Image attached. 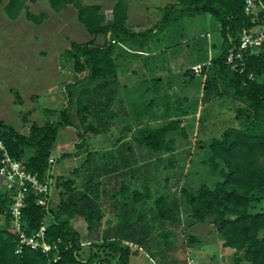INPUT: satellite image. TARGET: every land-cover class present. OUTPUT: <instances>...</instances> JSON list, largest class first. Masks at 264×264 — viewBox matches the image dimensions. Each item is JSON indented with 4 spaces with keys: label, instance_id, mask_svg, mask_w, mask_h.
<instances>
[{
    "label": "trees",
    "instance_id": "trees-1",
    "mask_svg": "<svg viewBox=\"0 0 264 264\" xmlns=\"http://www.w3.org/2000/svg\"><path fill=\"white\" fill-rule=\"evenodd\" d=\"M26 1L6 0L4 11L7 16L15 18ZM260 1L262 9L257 13L258 19L253 20L252 15L245 11V0H175L158 7L161 17L154 25L133 30L126 24L127 0L114 2L110 21H105L99 3L48 0L54 10H60L67 3L74 4L79 21L93 37L70 40L61 54L62 64L69 63L72 70V79L63 83L66 106L62 109L44 107L45 113L55 117L42 123L32 121L27 132H21L0 119V138L10 155L24 159L27 170L42 181L50 178L51 190L46 203H38V193L33 190L27 194L25 205L21 208V223L27 233L34 232L45 223V238L57 244L60 258L52 261L55 249L46 253L24 246L21 253L15 252L17 235L9 229L12 198L10 190L0 186V264H130L131 255L142 250L148 238L143 228L139 227L138 217L143 210L140 204L145 198H152L153 215L159 228L156 234L164 244L172 242L170 236L173 232L164 223L178 222L179 212L166 192L152 195L148 178L142 179V187H133L130 181L121 179V185L111 189L112 205L118 207L113 214L118 219L117 231L121 236L100 237L99 225L94 223L104 215L101 200L106 192V188L101 187L104 181L97 176H88L83 180L84 185L78 188L74 177L53 173L57 157L52 161L49 158L59 128L71 127L78 137L73 143L74 151H62L58 156L85 152L83 164L91 162L99 149L87 146L86 134L101 133L108 127L102 118L96 120L92 110L98 103L94 89L100 92L108 88L118 75L117 68L121 57L126 58V50L141 54L147 51L144 48L149 45L153 29L173 23L185 14L192 16L200 13H208L215 18L222 37L220 51L201 67L203 87L211 89L212 82H218L243 104L235 107L237 125L230 123L219 135L203 141L210 152L206 163L218 177L213 186L203 182L195 190L187 184L182 185L183 207L193 221L203 222L209 218L222 238V245L234 249L235 262L264 264V205L258 204L264 199V37L257 51L247 49L233 62L226 59L229 50L238 45L244 28L256 22L264 24V0ZM24 15L33 22H40L45 16L43 12L34 13L28 8H25ZM98 35L103 36L100 42L96 40ZM217 46L213 43L214 48ZM189 75L192 77L194 73ZM159 78L155 76L152 79L156 88L155 82L157 84ZM182 107L178 106V109ZM169 110L168 107L164 115L166 120L155 126L147 120L143 121L141 112H134L136 125H124V129L130 131L131 141H123L122 136L113 140L114 146L124 143L127 152H121L111 162L100 166L108 168L105 173L138 164L134 152L136 146L155 156L173 152L174 138L168 134L178 130L183 132L184 128L179 126L181 120L178 114L173 116ZM97 111L99 115H104L105 108L100 106ZM112 115L118 116V113L113 112ZM169 162L173 164L172 160ZM84 169L90 171L92 166H84ZM132 176L138 178L131 170L128 177ZM76 216L84 218L88 233H92L87 243H82L79 230L72 224L71 220ZM196 239L195 235L188 234L186 240L193 244ZM155 248L160 250L161 246Z\"/></svg>",
    "mask_w": 264,
    "mask_h": 264
},
{
    "label": "rangeland",
    "instance_id": "rangeland-1",
    "mask_svg": "<svg viewBox=\"0 0 264 264\" xmlns=\"http://www.w3.org/2000/svg\"><path fill=\"white\" fill-rule=\"evenodd\" d=\"M82 1L99 2L108 9L114 2ZM173 1L127 0L128 26L140 30L154 25L161 17L158 7ZM25 8L34 13L43 12L47 17L40 23L32 22L26 19ZM23 9L12 19L3 10V0L0 2V119L21 132H27L32 121L42 123L55 117L45 113L44 107L62 109L66 106L63 83L72 79V70L69 63L59 64V54L68 46L69 39L84 40L92 35L78 22L75 7L71 4L57 11L48 0H27ZM106 13L110 20V9ZM153 31L148 47L144 48L148 55H145L147 51L141 54L126 50V58L121 57L117 68L118 75L108 88L100 92L94 89L98 103L92 110L96 120L102 118L108 127L101 133H87L85 138L87 146L99 149V152L86 164H83L85 152L59 157L62 151H74L73 143L78 140L73 128L60 127L50 152V158L57 157L53 173L74 177L78 188L84 185L83 180L88 176H97L104 181L101 186L106 188L101 197L104 215L94 223L99 225L100 237L121 236L117 231L118 219L113 214L118 207L112 205L110 198L111 189L119 187L121 179L130 181L133 187H142V179L146 177L153 196L161 192L169 194L173 207L179 212L178 222L164 223L173 232L170 236L172 242L164 244L156 234L159 228L153 215L152 198H145L140 204L143 210L138 217L139 227L148 235L147 243L142 250L131 255L130 264H190L191 261L194 264H250L234 261V249L222 245V238L209 218L203 222L193 221L183 207L180 194V187L184 184L193 190L203 182L214 185L218 174L206 163L210 152L203 141L219 135L228 124L237 125L239 122L235 107L243 102L218 82L213 81L211 89L204 88L202 83L203 63H208L220 51L222 37L218 23L208 13L185 14ZM102 38L99 35L97 41ZM213 43L218 46L214 48ZM190 73L194 75L191 77ZM155 76L160 77L159 82H155L158 88L154 87L152 80ZM100 106L105 108L104 115L97 113ZM178 106L187 111L179 110ZM168 107L173 116L178 114L179 126L184 128L183 132L178 130L168 134L174 138L175 150L155 156L136 146L134 152L138 164L105 173L108 168L100 166L111 162L121 152H127L124 143L114 146L113 140L122 136L123 141H131L130 131L124 129V125H136L134 112H141L140 118L155 126L166 120L164 115ZM113 112L118 116H113ZM84 166H92V170L87 171ZM131 170L138 178L128 177ZM53 196L58 199L55 192ZM258 204L263 206L264 199ZM71 221L79 230L81 240L87 243L92 233H88L84 218L76 216ZM188 234L196 236L193 244L187 242ZM158 245L160 250L155 248Z\"/></svg>",
    "mask_w": 264,
    "mask_h": 264
},
{
    "label": "built area",
    "instance_id": "built-area-1",
    "mask_svg": "<svg viewBox=\"0 0 264 264\" xmlns=\"http://www.w3.org/2000/svg\"><path fill=\"white\" fill-rule=\"evenodd\" d=\"M260 0H245V11L252 15L253 20L258 19V12L262 9ZM264 37V24L256 22L248 28H244L240 34L238 45L233 46L227 53L228 62H233L242 56L243 51H257ZM236 65V64H235ZM195 70L197 69L194 67ZM52 161V158H49ZM50 178L40 180L34 173L27 170L24 159L10 155L4 141L0 138V186L10 190L12 202L10 204L9 229L17 235L16 253H21L24 246L49 252L55 249L52 261L60 258L57 244L45 238V223H42L34 232L27 233L21 223V208L25 205V199L30 190L38 193L36 201L46 203L50 192ZM84 243V242H82ZM190 264H194L191 261Z\"/></svg>",
    "mask_w": 264,
    "mask_h": 264
},
{
    "label": "crops",
    "instance_id": "crops-1",
    "mask_svg": "<svg viewBox=\"0 0 264 264\" xmlns=\"http://www.w3.org/2000/svg\"><path fill=\"white\" fill-rule=\"evenodd\" d=\"M116 0H114V2H115ZM5 2H6V0H3V10H4V4H5ZM81 2L82 3H86V2H83L82 0H81ZM114 2L113 3H111V5H110V16H111V18H110V20H112V17H113V14H112V8H113V4H114ZM26 3V2H25ZM87 3H99V2H87ZM68 4H71L72 6H74L75 7V10H76V19L78 20V22H80L79 21V19H78V17H77V7L74 5V4H72V3H67L64 7H62L61 9H63V8H65ZM99 4H101V3H99ZM102 5V4H101ZM23 9V8H22ZM22 9H21V11H22ZM29 9V8H28ZM60 9V10H61ZM109 9H108V7H104L103 5H102V8H101V10H102V12L105 14V21H110V20H108L106 17H107V13H106V11H109ZM24 10V9H23ZM127 10H128V8H127ZM20 11V12H21ZM57 11H59V10H57ZM5 12V11H4ZM33 12V11H32ZM6 14V13H5ZM20 14V13H19ZM18 14V15H19ZM7 15V14H6ZM17 15V16H18ZM16 16V17H17ZM9 17V16H8ZM15 17V18H16ZM26 17V16H25ZM47 17V14H45V16H44V18L42 19V21L45 19ZM9 18H11V17H9ZM15 18H12V19H15ZM127 18H128V12H127ZM26 19H28V18H26ZM28 20H30V19H28ZM32 21V20H31ZM42 21H40V22H42ZM33 22V21H32ZM40 22H35V23H40ZM81 23V22H80ZM82 24V23H81ZM126 24H127V19H126ZM83 25V24H82ZM128 25V24H127ZM83 27H84V25H83ZM85 28V27H84ZM145 28H147V27H145ZM132 29V28H131ZM144 29V28H143ZM86 30V29H85ZM134 30V29H133ZM141 30V29H140ZM87 31V30H86ZM88 32V31H87ZM89 33V32H88ZM91 34V33H90ZM92 36L90 37V38H92L93 37V34H91ZM99 36V35H98ZM97 36V37H98ZM97 37H96V40H97ZM90 38H88V39H90ZM70 40H75V39H69L68 40V46H69V42H70ZM84 40H87V39H84ZM102 40H103V38H102ZM76 41H81V40H76ZM67 46V47H68ZM67 47H65V48H67ZM64 48V49H65ZM64 49L62 50V52L64 51ZM62 54V53H61ZM61 54H59L60 56H61ZM59 64L61 65L62 64V62H61V60H59ZM62 65H64V64H62ZM72 72V71H71Z\"/></svg>",
    "mask_w": 264,
    "mask_h": 264
},
{
    "label": "water",
    "instance_id": "water-1",
    "mask_svg": "<svg viewBox=\"0 0 264 264\" xmlns=\"http://www.w3.org/2000/svg\"><path fill=\"white\" fill-rule=\"evenodd\" d=\"M109 34H110V31H108L107 36H109Z\"/></svg>",
    "mask_w": 264,
    "mask_h": 264
}]
</instances>
